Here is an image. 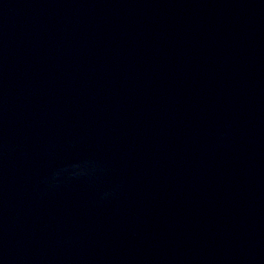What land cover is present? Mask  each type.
<instances>
[{
  "label": "water",
  "instance_id": "obj_1",
  "mask_svg": "<svg viewBox=\"0 0 264 264\" xmlns=\"http://www.w3.org/2000/svg\"><path fill=\"white\" fill-rule=\"evenodd\" d=\"M0 264H264V0H0Z\"/></svg>",
  "mask_w": 264,
  "mask_h": 264
}]
</instances>
